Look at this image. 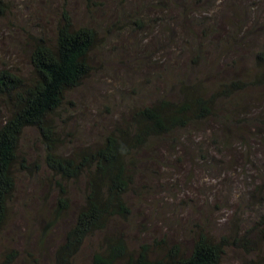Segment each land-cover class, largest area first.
<instances>
[{"label": "trees", "instance_id": "trees-1", "mask_svg": "<svg viewBox=\"0 0 264 264\" xmlns=\"http://www.w3.org/2000/svg\"><path fill=\"white\" fill-rule=\"evenodd\" d=\"M13 1L0 0V17L8 16ZM107 1L79 0L85 18L77 22L70 11L72 1L61 0L54 24L55 42L50 43L47 36L31 34L35 39L30 40L33 47L29 52V71L22 73L8 65L0 68V107L6 109L0 119V229L15 189L16 169L20 166L30 169L24 164L21 148L22 136L28 128L35 129L40 138L48 178L62 192L71 183L85 185L84 204L59 250L58 259L65 264H71L73 253L88 234L105 228L114 216L125 217L130 213L127 193L141 170L142 153L147 157L144 163L153 160L159 164L164 152L179 159L180 151L197 164L217 159L216 154L210 153V147L223 153L234 148L238 140L240 147L236 149L249 153L244 156V164L253 166L259 182L255 184L256 177L249 180L246 194L239 202L245 209L257 205L256 220L243 222L239 218L243 210L238 204L231 225L232 243L240 249L255 251L257 242L253 237L264 240V45L254 52L256 72L244 67L234 70L242 57L238 55L239 49L252 50L247 40L252 27L247 28L250 22L240 6L244 0H154L153 13L159 14L151 16L150 25L156 22L167 25L166 34L170 36L152 28L150 33L160 45L163 39H168L169 45H181L183 56L174 64L176 70L167 68L163 73L161 70L159 76L166 86L162 84L161 88L155 83L153 92L146 95L153 97L132 106L126 116L120 117L123 122L119 119L113 122L96 144L72 147L65 153L60 147L64 141L57 119L65 122L71 116L64 114L67 108L75 106L70 95L90 76L91 53L99 41L105 42L100 29L86 18L95 13L106 16L108 8L114 7L103 30L108 37L115 30L121 33L124 29L142 27L141 20H145L141 17L146 8L131 11L122 6L124 0L111 6ZM254 1L245 5H254ZM41 2L52 5L54 0ZM215 5H221L225 11L221 20L209 14ZM176 61L177 58L172 59ZM183 62H188L189 68L167 83L168 76L177 72ZM175 87L176 93L171 94L168 90ZM183 130L192 135L191 130H199L205 139L210 138V143L201 138L199 145L191 149ZM257 145L260 152L251 153ZM31 165L40 168L37 162ZM244 198L250 200L249 205L244 204ZM242 224L248 227L240 234ZM112 240L108 236V253L96 252L92 264H222L229 245L226 238L216 239L205 229L199 232L189 252L178 244H170L162 254L151 255L149 244H142L134 254L125 240L115 243ZM11 258L0 264H9ZM245 264L257 263L251 259Z\"/></svg>", "mask_w": 264, "mask_h": 264}, {"label": "rangeland", "instance_id": "rangeland-1", "mask_svg": "<svg viewBox=\"0 0 264 264\" xmlns=\"http://www.w3.org/2000/svg\"><path fill=\"white\" fill-rule=\"evenodd\" d=\"M71 1L70 11L78 22L85 18V13L79 0ZM116 1L119 0H108L106 3L111 6ZM153 1L124 0L122 6L131 11L133 8H146L142 13L144 18L141 17L145 19L141 20L143 26L124 29L121 33L115 30L109 37L103 30L114 7L108 8L106 16L95 13L86 18L100 29L105 42L99 41L91 53L90 76L70 95L75 106L67 108L64 114L71 116L65 122L57 119L64 141L60 147L65 153H69L68 149L72 147L75 149L96 144L113 122L118 119L123 122L120 117L123 114L126 116L132 106L153 97L146 95L148 91L153 92L151 89L155 83L161 88L162 84L166 86L159 76L161 70L162 73L167 72V68L176 70L173 66L183 56L181 45H169L168 39L161 40L160 45L150 33L152 28L159 34L170 36L166 34L167 25L158 22L150 25L151 16L159 14L153 13ZM249 1L244 0L240 6L250 22L247 28L252 27L247 38L252 50L247 47L239 49L238 55L242 57L234 70L244 67L256 72L254 52L264 45V0H255L254 5L246 6ZM13 2L8 16L0 17V68L8 65L27 73L31 67L29 52L35 37L43 35L47 36L50 43L55 42L54 24L61 0H54L52 5L41 0L38 3L32 0ZM213 8L209 14L221 20L225 12L223 7L215 5ZM23 27L27 30L24 31ZM37 31L41 34H37ZM174 58H177L176 62H172ZM188 68V62H183L177 72L168 76L167 83ZM176 90L177 87L168 91L174 94ZM1 108L0 119L6 112L5 108ZM191 132L196 137L193 138L191 133L184 130L183 134L186 135L183 137L189 141L192 149L199 145L197 142L201 138L205 139V135L199 130ZM205 143H210L208 136ZM41 146L36 130L26 129L21 148L24 164L30 169L21 166L16 169L15 189L0 229V262L12 256L9 264H65L60 261V257L58 259L59 250L76 224L78 211L85 200V185L71 183L62 192L48 178V170L43 165L45 151ZM239 147L238 140L234 148L226 149L223 153L210 147V153L216 154L217 159L197 163L200 165L192 163L180 151L179 159L174 157L175 154L164 152L159 164L153 160L144 163L147 157L142 153L144 161L140 163L141 170L134 177V183L127 193L130 213L125 217L114 216L107 221L105 228L88 234L73 253L71 264H92L96 252L108 253V236L113 239V243L119 239L125 240L128 250L134 254L142 244H149L151 255L162 254L170 244H178L189 252L195 238L204 229L216 239L226 238L229 241L222 264H245L251 259L257 264H264V240L253 237L257 242L255 251L240 249L232 243L234 232L231 225L238 204L240 211L243 210L239 216L243 222L256 220L254 207L257 205L245 209L246 206L239 203L243 200L241 196L246 194L245 185L256 177L253 166L244 164V156L249 153L236 149ZM258 148L259 145L251 153L260 152ZM33 162L39 163L40 168H33ZM254 181L258 183L259 178L256 177ZM249 201L244 198V204L249 205ZM247 227V224H242L240 234Z\"/></svg>", "mask_w": 264, "mask_h": 264}]
</instances>
